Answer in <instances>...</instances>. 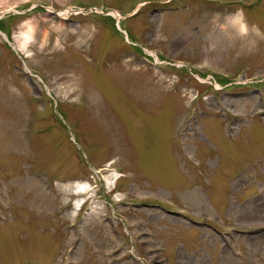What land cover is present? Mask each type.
<instances>
[{
    "label": "rangeland",
    "instance_id": "374dc122",
    "mask_svg": "<svg viewBox=\"0 0 264 264\" xmlns=\"http://www.w3.org/2000/svg\"><path fill=\"white\" fill-rule=\"evenodd\" d=\"M0 264H264V0L0 9Z\"/></svg>",
    "mask_w": 264,
    "mask_h": 264
},
{
    "label": "bare ground",
    "instance_id": "6f19581e",
    "mask_svg": "<svg viewBox=\"0 0 264 264\" xmlns=\"http://www.w3.org/2000/svg\"><path fill=\"white\" fill-rule=\"evenodd\" d=\"M15 1L16 0H13L12 2L9 3V0H0V4H5L4 7H0V9L7 8L9 5L14 3ZM9 9H6V10L8 11ZM113 13L118 17L117 12L114 11ZM62 14L63 13H61V15ZM229 21L231 23H235L239 30L245 29V24H243L241 20H239V17H237V15L232 16L229 19ZM35 25L36 24L33 23L32 21H25L14 31V37L17 39L19 48L24 49L27 46L29 40L33 38V33L36 27ZM44 42H45V36L42 39V43ZM102 170L106 171L107 168H103ZM119 177L120 176L114 172H111L110 174H106L104 176V180L108 186V189H111L115 186V183ZM64 186L70 192H73L76 194H80V193L84 194L85 197L77 199L74 204V211L78 212L81 209L82 205L84 204V199L88 198L89 196L91 197L90 191H92V186L88 184L86 181L67 182L66 184H64ZM116 197H117V200L120 199V195L115 196V198Z\"/></svg>",
    "mask_w": 264,
    "mask_h": 264
}]
</instances>
